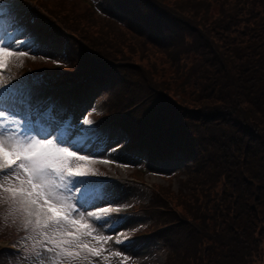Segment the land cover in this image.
<instances>
[{
	"label": "trees",
	"instance_id": "1",
	"mask_svg": "<svg viewBox=\"0 0 264 264\" xmlns=\"http://www.w3.org/2000/svg\"><path fill=\"white\" fill-rule=\"evenodd\" d=\"M109 2L122 19L48 12L81 57L72 73L49 67L23 84L68 88L71 106L106 83L114 101L97 125L117 123L152 158L192 160L177 200L185 230L161 264H264V0Z\"/></svg>",
	"mask_w": 264,
	"mask_h": 264
},
{
	"label": "rangeland",
	"instance_id": "2",
	"mask_svg": "<svg viewBox=\"0 0 264 264\" xmlns=\"http://www.w3.org/2000/svg\"><path fill=\"white\" fill-rule=\"evenodd\" d=\"M24 1L6 22L0 10V94L30 88L21 78L38 83L49 67L55 73L75 70L81 55L68 42L74 35L55 32L48 12L81 20L106 13L123 18L109 0ZM152 50L157 59L164 57L162 50ZM36 85L31 96L43 104L40 110L50 104L74 114L51 109V124L39 125L42 115L25 120L19 112L32 105L29 97L22 103L19 96L0 99V264L163 263L167 240L185 230L188 211L177 200L178 193L188 197L192 160L179 153L152 158L146 148L129 145L132 134L117 123L97 125L95 116L114 101L106 83L78 92L73 108L68 88L54 86L50 94L44 85L53 82ZM68 116L74 121L63 129Z\"/></svg>",
	"mask_w": 264,
	"mask_h": 264
}]
</instances>
